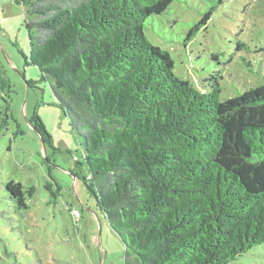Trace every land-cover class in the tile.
I'll use <instances>...</instances> for the list:
<instances>
[{"label": "trees", "instance_id": "trees-1", "mask_svg": "<svg viewBox=\"0 0 264 264\" xmlns=\"http://www.w3.org/2000/svg\"><path fill=\"white\" fill-rule=\"evenodd\" d=\"M21 1L26 64L50 81L83 148L73 173L126 263L229 264L264 244V84L222 101L218 79L205 93L177 76L145 33L176 0ZM30 123L52 145L36 111ZM6 189L28 209L33 186Z\"/></svg>", "mask_w": 264, "mask_h": 264}, {"label": "rangeland", "instance_id": "rangeland-1", "mask_svg": "<svg viewBox=\"0 0 264 264\" xmlns=\"http://www.w3.org/2000/svg\"><path fill=\"white\" fill-rule=\"evenodd\" d=\"M29 21L21 0H0V75L12 86L0 83V264H127L124 243L73 173L84 163L83 148L50 81L26 64ZM145 33L171 54L175 74L201 92L214 78L222 101L264 84V0H176L147 20ZM35 111L52 145L30 123ZM9 181L35 188L28 209H16ZM229 264H264V244Z\"/></svg>", "mask_w": 264, "mask_h": 264}, {"label": "built area", "instance_id": "built-area-1", "mask_svg": "<svg viewBox=\"0 0 264 264\" xmlns=\"http://www.w3.org/2000/svg\"><path fill=\"white\" fill-rule=\"evenodd\" d=\"M75 217H80V212L78 210H74Z\"/></svg>", "mask_w": 264, "mask_h": 264}, {"label": "water", "instance_id": "water-1", "mask_svg": "<svg viewBox=\"0 0 264 264\" xmlns=\"http://www.w3.org/2000/svg\"><path fill=\"white\" fill-rule=\"evenodd\" d=\"M33 126V125H32ZM34 129H35V127H34ZM36 130V129H35Z\"/></svg>", "mask_w": 264, "mask_h": 264}]
</instances>
